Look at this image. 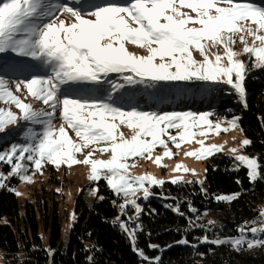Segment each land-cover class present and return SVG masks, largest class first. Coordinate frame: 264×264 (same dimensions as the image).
Returning <instances> with one entry per match:
<instances>
[{"label": "snow or ice", "instance_id": "snow-or-ice-1", "mask_svg": "<svg viewBox=\"0 0 264 264\" xmlns=\"http://www.w3.org/2000/svg\"><path fill=\"white\" fill-rule=\"evenodd\" d=\"M74 3L79 5L81 0ZM182 8L195 15L182 12ZM65 14L74 18L73 22L61 19ZM189 24L199 27H188ZM262 32L264 5L257 6L250 0H109L91 8L74 7L58 0H0V54L27 58L45 69L44 74H37L32 71L35 66L11 62L10 58L0 55V73L28 72L30 75L15 81L16 92L26 90L28 96L46 106L34 109L10 91L7 81L0 77V102L14 105L19 112L17 115L0 109V132L9 124H17L18 120L25 122L24 143L0 154V161L12 165L11 173L24 183H31V177L26 174L28 165L37 171L45 164L57 169L61 164L88 166L90 181H106L107 186L123 198L125 202L119 205L122 214L129 205L134 209V218L119 222L133 250L148 264H159L158 257L153 262L136 247L137 233L142 231V225L136 221L142 209L135 197L142 191L146 200L150 195L149 187L162 185L164 181L149 174L131 175L130 169L136 167L133 158L151 159L152 151L161 147L163 155L154 163L164 167L162 159L173 158L169 144L179 150L183 143L193 142L196 135H208L207 131H194L205 126L214 129L212 134L215 135L233 130L239 118L227 121L229 127L223 128L212 124L211 112H161L136 106L124 109L117 104V98L124 99L128 90L137 86L149 90L160 82L200 81L227 84L244 102L247 65L235 57L251 53L255 60L253 67L264 68ZM237 34L244 45L241 53L234 51ZM244 34L252 37L253 45L259 42L261 46H248ZM209 42L217 49L211 59L207 55ZM128 45L147 54L130 52ZM221 47L223 55L219 54ZM193 51L199 52L200 61L194 58ZM105 84L110 87L104 89ZM87 86L104 89L106 95L90 99L72 94ZM57 114L61 121L59 128L54 124ZM122 127L131 135L126 136L120 130ZM69 129L75 134V141L69 136ZM170 129L179 131L172 135ZM196 143L200 145L199 150L186 152V157L205 159L206 154L222 150L218 145L204 147L203 140ZM249 144L250 141L244 139L241 148L246 149ZM90 147L91 151L85 153L84 149ZM97 151L101 155L110 153V156L106 160L93 159ZM229 151L234 154L236 170L247 169L250 182L264 178L261 176L264 164L258 158L238 155L237 149ZM77 154L83 155V159H77ZM182 167L178 164L173 171ZM3 179L0 176V181ZM3 186L0 183V187ZM92 191L98 194V189ZM237 198L233 195L216 197L226 202ZM258 216L256 221L238 226L237 237L215 240L204 237L201 243L228 245L236 251L264 247V211ZM130 223L134 227H130ZM213 223L209 221L210 225ZM252 223L262 226L252 227Z\"/></svg>", "mask_w": 264, "mask_h": 264}, {"label": "trees", "instance_id": "trees-1", "mask_svg": "<svg viewBox=\"0 0 264 264\" xmlns=\"http://www.w3.org/2000/svg\"><path fill=\"white\" fill-rule=\"evenodd\" d=\"M105 3L108 1L94 4ZM92 5L86 6L91 8ZM0 55L10 58L11 62L35 66L32 71L37 74L45 73L36 61L13 58L10 54ZM26 75L30 74L0 73V77L10 82ZM168 83L161 82L155 89L146 90L149 96L146 99L156 107L151 110L200 112L211 110L214 105L232 107L240 116L238 122L242 134L250 141L245 149L247 154L256 156L264 164V68L245 76L244 102L227 84ZM140 88L144 89L137 86L126 94ZM178 91L188 92L189 96L185 93L179 95ZM31 102L36 110L44 108L39 107L42 102L33 98ZM167 102L171 103L166 105ZM58 120H54L57 128L61 124ZM7 132L11 130L0 135L1 140L7 138L0 144V149L3 148L0 153L11 143ZM10 166L0 163L1 172L9 175ZM261 176L264 177V167ZM20 181L17 175H11L0 189V251L4 255V264H148L133 250L127 233L120 229L119 222H129L127 210L121 213L119 205L123 201L106 181L90 182L75 198L74 222L66 245L60 242L62 220L57 196L42 190L21 206L14 192ZM94 188L98 189V194L88 197L87 192ZM221 194H234L238 198L231 202L218 201L216 197ZM263 202L264 178L250 182L247 169L240 167L237 171L233 157L222 152L214 153L206 162L202 184L194 179L166 182L151 186L150 197L138 200L142 212L136 223L142 225V231L137 233L136 247L153 262L158 257L159 264H264V249L246 255L244 248L236 251L228 245L201 243L204 237L209 240L237 237V227L256 217ZM177 208L179 211H174ZM208 219L214 223L210 225ZM130 227L134 224L130 223ZM41 230L48 233V248L44 246ZM181 240L187 243H179Z\"/></svg>", "mask_w": 264, "mask_h": 264}, {"label": "rangeland", "instance_id": "rangeland-1", "mask_svg": "<svg viewBox=\"0 0 264 264\" xmlns=\"http://www.w3.org/2000/svg\"><path fill=\"white\" fill-rule=\"evenodd\" d=\"M60 3H67L70 6L74 7H86V5H91L92 3L95 2H102V0H81V4L77 5L74 3V0H58ZM253 1H258L262 2L260 4H255L257 6H262L264 5V0H250L254 4ZM182 12H187L189 15L194 16V13H191V11L187 8H182ZM61 19H64L66 23H71L73 22L74 18H71L68 14H65L61 17ZM188 27H199V25H194V24H189ZM253 28L255 27L254 25L252 26ZM261 35H264V32L260 33ZM245 35V40L247 41L248 46L252 47H260V43L256 42L255 45H253V40L252 37ZM128 50L130 52H134L140 55H146L147 53L142 50L138 49L135 46L128 45ZM244 45L240 43L239 41V34L236 36V43L234 45V51L236 53H241ZM217 53V49L215 47H212L210 42L208 44L207 48V55L211 59L215 54ZM219 54L223 55L224 54V49L221 47L219 48ZM13 58H16L13 54ZM193 56L197 61H200L202 58L197 51H193ZM235 59L242 60L245 65H247L246 73L245 76L249 73H251L253 70L258 69L257 67H253V64H255V60L252 57L251 53L243 54V55H238L235 57ZM27 66V65H25ZM21 74V73H19ZM161 83V82H160ZM159 83V84H160ZM168 83V82H167ZM8 88L10 91H12L15 95L20 97L25 103H31L30 105L33 106V102H31L32 97L28 96L27 94L24 93V90L21 92L17 93L15 90V81H9L7 80ZM169 84V83H168ZM109 86L104 85V89H108ZM104 89L97 90L93 88L92 86H87L83 90H77L73 92V95L76 96H85L90 99H97V98H102L103 96L106 95V92ZM179 95H183L184 93L189 96L188 92L182 93V91H178ZM25 97H27L25 99ZM149 97L148 93L146 90L140 88L139 90H133L131 93L128 95H125L124 99H119L117 98V104L121 105L123 108H131L132 106H136L138 108L144 109V110H151L152 108V101H148L146 98ZM238 100V99H237ZM171 102H167V104H170ZM164 105V104H163ZM34 106L38 107L36 104ZM41 107H46L45 105L41 104L39 106ZM38 107V108H39ZM0 109L4 110H10L13 113L19 115L18 109L10 104V103H3L0 102ZM185 111V110H183ZM227 112L228 114H222V112ZM205 112H211L213 115L210 117V120L212 124H220L221 127L227 128L229 127L227 121L232 120L233 118H240V116L236 115L233 112L232 107H221L219 105H214L212 109L210 110H205V111H200V112H194V113H205ZM58 118V114H57ZM59 119V118H58ZM60 121V120H58ZM239 121V119H238ZM61 122V121H60ZM24 121H17V124H9L7 125L3 132H0V135L8 131L9 129L11 132H7L6 134L11 138V143L9 146H6L4 148L3 152L0 154L9 151L13 145H21L24 143ZM19 126V127H18ZM70 130V129H69ZM121 131L124 132L126 136H130L131 132L127 128L122 127L120 129ZM71 131V130H70ZM172 135H177L179 130H169ZM194 131H207L209 134L206 136H200L196 135L193 139V142L191 143H183L182 146L177 150L175 147H172L171 144H169V148L173 153V158H163L161 163L164 165V167H158L154 161L157 157H161L163 155L164 149L161 147H157L154 149L151 153V159H141L139 157L133 158V160L136 162V167H133L130 169V173L133 176H140V175H152L155 179L157 180H162L164 183L166 182H171L172 180H177L178 182H188L191 180H196L197 182H204V177H205V165L207 160L213 155V154H206L207 158L205 159H197L195 157H186L185 153L186 152H192V151H197L200 148V145L196 143V141L203 140L204 141V147H208L211 145H218L222 146V150L220 152L227 154L231 157L234 158V154L230 152V149H237L236 154L238 155H248L246 150L241 148V142L246 139L244 135L242 134V131L239 126H238L230 131L227 132H222L219 135L212 134L214 132V129H208L207 126L202 129H195ZM69 136L75 141L77 138L75 137V134L73 132L69 133ZM165 140L167 137H163ZM7 138L1 140L0 138V144L5 142ZM3 149V148H2ZM0 149V150H2ZM88 151H91V147L88 149H84V152L87 153ZM110 156V153H106L101 155L99 151H97L94 156L92 157L93 159H108ZM250 156V155H248ZM250 157H255L256 156H250ZM77 159L82 160L83 155L77 154ZM132 161H129L131 163ZM0 163H7L5 161H0ZM27 164V162H24ZM8 164V163H7ZM182 165L183 167L178 170V171H173V169L176 167V165ZM10 165V164H8ZM29 171L26 173L29 177H31V183H24L20 181V183L14 188V192L17 195L18 199L20 200L21 206L27 199H31L34 195L37 193H40L42 190H45L49 193H53L57 196V199L59 201L60 205V212H61V239L60 242L62 245H66L68 242L69 238V232L71 229V226L73 225L74 222V213H73V206L75 202V198L79 195L83 187L87 184H89L90 181L88 179V176L90 174V169L88 166L83 165V164H76L71 167H67L63 164L59 167V169L55 168L52 165H47L45 164L40 170H34L32 169L31 165H28ZM12 168V165L10 166V169ZM187 169L188 171L185 172L184 169ZM42 173V174H41ZM195 173V174H193ZM11 175H15L10 173L9 175H5L4 173L1 172L0 170V176H3L4 179L0 181V183L5 184L7 178H9ZM16 176V175H15ZM17 177H19L17 175ZM199 182V183H200ZM163 183V184H164ZM200 183V184H202ZM148 187V185H145ZM154 186V185H153ZM160 186V185H157ZM151 187V186H150ZM150 187H149V192H150ZM2 187H0L1 189ZM93 190V189H92ZM90 190L87 192L88 197H93V191ZM235 196L234 194H230ZM219 196H229V195H224L221 194ZM150 197V195H149ZM148 197V198H149ZM123 201L122 197H120ZM137 202L139 199H144L143 198V192H137L136 197ZM147 198V199H148ZM127 210V216L128 219L129 217H135L136 213L134 209L129 205L124 211ZM121 211V210H120ZM260 211H264V202L260 206ZM259 219V216L257 215L256 218H254L251 221H246V224L248 222H253ZM209 220V219H208ZM211 221V220H209ZM262 225L258 223H252V227H261ZM40 235L42 237L44 246L48 248V233L44 232L43 230L40 231ZM259 249H264V247H258ZM246 249V247H245ZM255 249H251V252L254 251ZM50 254L52 253L51 250L48 251ZM242 253V252H241ZM243 253H246L243 251ZM4 255L0 251V264H4Z\"/></svg>", "mask_w": 264, "mask_h": 264}, {"label": "bare ground", "instance_id": "bare-ground-1", "mask_svg": "<svg viewBox=\"0 0 264 264\" xmlns=\"http://www.w3.org/2000/svg\"><path fill=\"white\" fill-rule=\"evenodd\" d=\"M256 217H257V216H256ZM256 217H254V218H256ZM254 218H253V219H254ZM253 219H251V220H253ZM251 220H250V221H251ZM253 249H255V250L251 252V250H249V249H247V248H246V249L244 248V251L246 252V253H244V254H246V255H251V254L258 253V252L261 250V249H259V248H253Z\"/></svg>", "mask_w": 264, "mask_h": 264}]
</instances>
